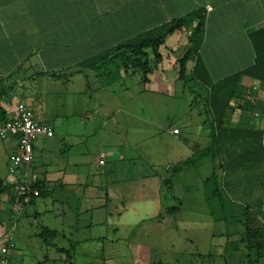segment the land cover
I'll return each mask as SVG.
<instances>
[{
    "label": "crops",
    "instance_id": "0c3cea01",
    "mask_svg": "<svg viewBox=\"0 0 264 264\" xmlns=\"http://www.w3.org/2000/svg\"><path fill=\"white\" fill-rule=\"evenodd\" d=\"M200 9L205 15V25L197 56L212 76L211 81L252 65L255 55L249 33L264 27V0H0V78H12L22 87L16 103L9 104L4 97L1 107L9 119L14 115L16 104L24 102L33 109L38 122L48 124L54 131L52 137L37 139L28 167H20L10 179L4 173L0 178L9 186L37 181L44 184L47 191L44 197L49 198L52 205L46 211L61 220L62 233L63 228L69 229L70 245L87 259L84 264H118L122 260L121 246L127 247L132 264L192 263V254L188 260H183V256L172 255L161 248L155 251L151 242L140 240L161 239L168 218L178 212V206L166 201L165 205H160L158 200L162 212L157 210L151 217L136 222L137 230L126 236L119 232L122 230V225L118 224L121 212L115 205L114 192L110 188L103 190L92 180H99L101 186L103 175L110 173L109 159L119 162L122 153L120 149L115 151L108 147L101 165L96 153L90 154L85 145L90 141L99 144L104 139L99 129H105L108 123L103 120L97 126L101 115L91 110V103L115 98L116 92H108L110 88L104 86L136 71L130 67H113L114 71L111 65L105 72L103 67L94 69L82 65L122 42ZM167 41L168 38L165 43ZM92 79L97 84L95 89L91 87ZM29 83L32 90L26 88ZM122 90L126 95L129 92L125 87ZM231 106L220 129L222 139L217 137L218 140L212 142L210 134L214 125L210 118L202 121L207 144L193 155L207 150L197 162L212 152V156H218L224 163L218 164L216 169L213 166L209 176L216 183L213 196L221 201L223 196L229 198L228 194L234 190L245 197L253 182L259 190L262 188L261 162L257 167V160H262L264 84L241 77L240 91ZM180 133L179 129L178 134H173ZM116 138L115 144L118 143ZM0 140V151L5 155L7 151L9 159L16 152V139ZM257 149L261 158L251 161L249 158ZM244 157L246 159H242ZM252 165L254 174L250 173ZM165 175L166 168L162 180ZM227 201L228 206L220 205L223 213L233 211L232 201ZM239 205L248 211L246 201ZM173 207L176 209L171 210ZM145 220L147 222H142ZM142 226L148 227L147 230ZM258 228L254 226L252 231H246V238H240L238 244L247 241L252 246L254 243L263 245ZM52 230L58 233V229ZM152 244L155 246V241ZM244 247L247 250L246 244ZM13 250L15 248L9 251L11 261L24 264L26 255ZM262 251L259 249L257 253Z\"/></svg>",
    "mask_w": 264,
    "mask_h": 264
},
{
    "label": "rangeland",
    "instance_id": "374dc122",
    "mask_svg": "<svg viewBox=\"0 0 264 264\" xmlns=\"http://www.w3.org/2000/svg\"><path fill=\"white\" fill-rule=\"evenodd\" d=\"M188 37L189 32H174L167 37L165 47L159 51L163 59L161 63H155L152 74L147 75L148 81H143L142 72H129L123 78L121 72V79L104 86L110 88L108 92H116L115 98L91 103V110L101 115L97 118V126L103 120L108 123L105 129H99V135L104 139L99 144L90 141L85 145L87 151L96 153V157L100 152H107L108 147L115 148V151L120 149L122 153L119 162L118 159H109L110 173L106 177L103 175L101 186L97 179H93L92 183L114 192L115 205L121 212L118 224L122 225V230L119 232L125 236L137 230L134 228L136 222L160 210V205H165L164 201L178 206V212L168 218V230L164 229L161 239H140L147 244L151 242L155 251L161 248L172 255L183 256V260H188L187 257L192 254L191 264H264V244L254 243L252 246L246 241L247 250L245 244H238L240 238H246L248 221H251L250 228L259 227L262 243L264 241V136L261 138L262 160H257V167L261 162V190L253 182L245 197L236 190L228 194L229 198L223 196V201L218 196L214 197L216 183L209 176L213 166L216 169L223 162L218 156H212V152L200 162L174 173L169 186L162 182L167 165L191 158L206 147L208 140L206 130L202 129V121L208 119L204 108L205 86L196 80L189 81L194 57L186 64L185 79H178L177 61L189 46ZM147 54L149 63L154 64L150 49ZM201 79L204 82L212 79L206 67ZM5 81L11 87L6 100L14 104L20 98L22 87L15 84L12 78ZM96 85L92 79L91 87L95 89ZM123 87L128 89L127 95L123 93ZM26 88L32 90L31 84H26ZM173 128L180 129V135H174ZM261 156L257 149L249 159L256 161ZM7 159L8 152L5 155L0 151V174L4 173L10 179L12 175L6 169ZM254 165L250 169L251 174L255 173ZM5 196L0 195V247L8 238L11 239L15 244L13 251H22L26 255L24 264H65V253L58 249L69 251L73 264L87 261L70 245L69 229L63 228L62 233L61 220L46 211L52 207L49 198L36 197L33 203L23 205L8 201ZM228 199L232 201L230 206L233 211L223 213L220 205L228 206ZM158 200L162 204L159 205ZM243 201L249 204L247 212L244 206L239 205ZM43 227L58 229L57 237L52 241L40 238L38 234ZM147 228L142 226L144 230ZM152 241H155V246ZM120 248L122 260L117 263L132 264L127 247ZM259 249L263 250L260 254L257 253ZM184 264H189V261Z\"/></svg>",
    "mask_w": 264,
    "mask_h": 264
},
{
    "label": "trees",
    "instance_id": "16d2710c",
    "mask_svg": "<svg viewBox=\"0 0 264 264\" xmlns=\"http://www.w3.org/2000/svg\"><path fill=\"white\" fill-rule=\"evenodd\" d=\"M204 25L205 15L203 10L200 9L162 24L145 34L133 38L132 40L122 42L114 48L90 58L84 62L82 66L94 69L103 67L105 72L111 69V65L112 68L122 67L125 69L130 67L135 69L136 72H142V78L145 82L149 80L147 75L152 73L155 63L162 61V55L159 51L160 47L164 45L167 37L174 32H189V46L177 61L179 66L178 79H185L186 64L194 57L195 61L189 74V81L196 80L202 82L205 86V114L210 118L214 125V130L210 135L212 142H216L218 138L222 139L220 129H223L224 122L228 118V114L232 108V100L237 97L240 91L241 77L245 76L251 80L259 81L264 84V27L255 28L249 33V40L252 44L255 55L252 65L239 72L230 74L221 80L204 82L201 79V76H204L205 74V67L197 56L198 49L203 41ZM148 49L153 53L154 64L149 63L147 54ZM109 66L110 68H108ZM6 78H0V101L2 98L8 97L9 91L11 90L10 85L5 81ZM7 119L5 111L0 104V122ZM206 152L207 150H204V152L198 156L195 155L182 162L167 165L166 175L162 180L163 184L169 186L171 177L174 173L192 163H196L206 155ZM27 184L31 189H36L38 194L35 196L29 195L25 201L27 194H18L15 185L9 186L0 178V195H6L10 202L21 203L24 205L26 203H33L36 197H44L47 194L44 184L41 181L27 182ZM174 209H176V207L171 208V210ZM250 227L251 221H248L247 231H252V228ZM57 235V231L47 227H43L38 234V236L45 241H52ZM58 251L65 253V264H73L71 262L69 251L63 249H58ZM37 264L43 263L38 262Z\"/></svg>",
    "mask_w": 264,
    "mask_h": 264
},
{
    "label": "built area",
    "instance_id": "2783aa9c",
    "mask_svg": "<svg viewBox=\"0 0 264 264\" xmlns=\"http://www.w3.org/2000/svg\"><path fill=\"white\" fill-rule=\"evenodd\" d=\"M257 116V114H255ZM174 134H178L179 130L174 128ZM53 129L45 123H40L35 119L33 109L24 102H18L15 107L14 115L0 122V139L4 140L9 137L16 139V152L9 156L8 173L14 175L20 167H28L33 158L34 145L41 136L52 137ZM105 153L100 152L98 155V163L104 164ZM18 194H27L25 201L29 195H37L36 189H31L27 182L18 183L16 185ZM15 248L12 241H6L0 247V264H19L13 263L9 257V251Z\"/></svg>",
    "mask_w": 264,
    "mask_h": 264
}]
</instances>
